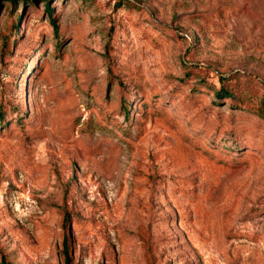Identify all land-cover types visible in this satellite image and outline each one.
Wrapping results in <instances>:
<instances>
[{
	"label": "rangeland",
	"instance_id": "obj_1",
	"mask_svg": "<svg viewBox=\"0 0 264 264\" xmlns=\"http://www.w3.org/2000/svg\"><path fill=\"white\" fill-rule=\"evenodd\" d=\"M262 96L264 0H0V258L264 264Z\"/></svg>",
	"mask_w": 264,
	"mask_h": 264
},
{
	"label": "trees",
	"instance_id": "obj_2",
	"mask_svg": "<svg viewBox=\"0 0 264 264\" xmlns=\"http://www.w3.org/2000/svg\"><path fill=\"white\" fill-rule=\"evenodd\" d=\"M9 1L14 6H15V4L17 2V0H9ZM45 9L49 13V15L51 16L50 17L51 18V22H52V25L55 28V31L54 32L57 33L58 26L55 24L54 18L52 17V11H53V9L50 8L49 1H46ZM19 23H20V17L17 20L16 24H14V26H13L14 32L12 33V35L14 36V38L11 39L10 36H9L6 39H3L4 50H5V47H7L9 44H11V42H15V40H16V34L15 33L18 31ZM225 82H226V80L225 79H222V86L216 91L217 96L219 98H221V97H227V98H231V99L235 98V92L233 90H231L230 88H228L226 86ZM252 110H253L254 113H257L258 115L264 114V96H262L261 105L258 106L257 108H253ZM124 112H125V119L126 120L131 119V116H130V106L124 107ZM5 115H6V111L3 110V109L0 110V123H1L0 125L1 126L4 125ZM64 247H65V249H64V256H65L64 262H65V264H70L71 257L67 253V247H68V240H67V238H65V240H64ZM0 264H14V263L8 261L5 256H1V258H0Z\"/></svg>",
	"mask_w": 264,
	"mask_h": 264
}]
</instances>
